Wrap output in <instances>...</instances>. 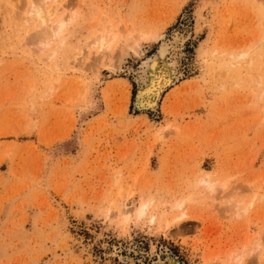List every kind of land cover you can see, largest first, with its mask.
<instances>
[{"label":"rangeland","instance_id":"1","mask_svg":"<svg viewBox=\"0 0 264 264\" xmlns=\"http://www.w3.org/2000/svg\"><path fill=\"white\" fill-rule=\"evenodd\" d=\"M21 1L0 0V264H153L167 254L179 264H264V85L254 76L264 62L223 71L234 52L254 51L264 0H48L52 20L77 18L64 46L37 54L27 44L37 27L20 22L17 34L11 21L31 3ZM152 30L189 34L181 79L157 112L134 108L131 73L158 40H139L140 53L105 68L128 36ZM101 34L113 40L108 57L93 46ZM48 80L57 87L46 97ZM208 175L227 186L208 194L198 185ZM145 201L150 212L135 219ZM124 204L134 210L127 222Z\"/></svg>","mask_w":264,"mask_h":264},{"label":"bare ground","instance_id":"2","mask_svg":"<svg viewBox=\"0 0 264 264\" xmlns=\"http://www.w3.org/2000/svg\"><path fill=\"white\" fill-rule=\"evenodd\" d=\"M14 1V0H13ZM19 1V0H18ZM23 1V0H22ZM21 1V2H22ZM27 1V0H26ZM11 2V0H10ZM30 2V1H29ZM51 2V0H50ZM20 3V2H19ZM52 3H53V0H52ZM51 3V4H52ZM264 4V1L262 2ZM261 3V4H262ZM22 4V3H21ZM20 4V5H21ZM28 4V3H27ZM54 4V3H53ZM5 5V3L3 4ZM19 5V4H18ZM17 5V6H18ZM55 5V4H54ZM24 7V5H23ZM2 8V6H1ZM7 8V7H6ZM16 9H14V11H17V7L15 6ZM53 5L52 6H49L48 5V0H34L32 1L31 0V3L28 5V8H26V13H24V17L23 14H18L20 18H16V16H18L17 14H14V12L11 14L13 16V19L11 17V21H15L17 27L15 28H18L16 29L15 31H22V28L20 26V22H23L24 26L29 28V26L31 27H37V30L36 32L34 33V35L32 37L29 38L30 43H28L27 41V44H29V47L32 48L33 47V44L36 45V50H35V47H33L31 50H32V53H33V50H35V54H37V51L39 53H41V51L43 52V49L46 47L48 48L49 45H51V43L57 41V40H60V43L63 45L64 43V34L66 35V27L71 24L73 21L76 20L77 18V14L73 13L69 18H64L63 16L61 18H58L56 20H52V18L54 17V15L56 14V10H53ZM66 8V7H65ZM22 8H19L18 10H20ZM68 9V8H67ZM240 9V8H239ZM60 10V8H59ZM69 10V9H68ZM55 11V12H54ZM258 11V10H257ZM262 19H261V23L257 24L260 25L261 27H257L256 29L258 30V32L260 31L259 29H261V38L259 40V42H257V45H253L251 48L254 49L253 50H246V51H240L236 54H232V60H229L227 63H224L225 67L224 69L226 70H223L225 71L226 74H228L227 72H229V70L231 68H236V70L238 71V73L240 72V66H247L248 68L252 69L251 68V64L253 63L254 61V57L255 56H258V59L259 57H261V61L264 62V10H262ZM66 12V11H65ZM68 12V11H67ZM17 13V12H16ZM69 13V12H68ZM72 13V12H71ZM70 13V14H71ZM248 13V12H247ZM254 13V12H253ZM10 16V15H9ZM258 16V15H257ZM56 18V17H55ZM261 18V17H260ZM257 17H256V21H257ZM259 21V20H258ZM11 24H13L12 22H10ZM18 23V24H17ZM10 24V25H11ZM27 25V26H26ZM13 26V25H12ZM12 26H9L11 27L12 29ZM14 27V26H13ZM24 27V29H26ZM31 27V29H32ZM13 28V29H15ZM9 29V28H8ZM13 31V30H12ZM26 32V30H25ZM24 32V34H25ZM29 32V30H28ZM255 32V31H254ZM121 33V32H120ZM119 33V34H120ZM18 34V32H17ZM16 34V35H17ZM20 34V32H19ZM137 34V35H135ZM255 34H259V33H255ZM110 35V34H109ZM108 35V36H109ZM134 35L132 38H131V35L127 37L126 40H128L129 38L131 39L130 41H132L131 44L130 41L129 43L127 42V50H119L120 52H117V55L114 56L116 58H114L115 60L117 61V64L116 62L113 64V63H110V64H107L105 65L106 67L105 68H109V70L111 71H114L116 72L115 70H118V68H120L121 66H123L124 64V60L126 58V56L128 55V51L131 50L132 53H134L135 55L140 53V45L138 44V42L140 43L141 42H146V43H151L153 42L154 40H158V46L155 50V52L152 54V56H150L149 58H147L145 60V62L143 64L140 65V67L137 69V71H133L131 73V77L135 83V96H134V100H133V105H134V108L139 110V111H142V110H150V111H156L158 105H159V101H160V98L163 94V92L168 88V87H171L172 85H174L178 80L179 78L182 76V73L180 71V61H181V58H182V53H183V48L185 46V43L186 41L189 39V34L187 32H185L184 30H175L173 31L170 36L168 38H165L163 36V34H159V33H156L154 32L153 30L152 31H142V32H138V33H134L132 34ZM256 35V36H257ZM26 36V34H25ZM28 36V35H27ZM26 36V37H27ZM121 36V34H120ZM136 36V37H135ZM259 36V35H258ZM25 37V38H26ZM110 37V36H109ZM135 37L136 41L133 39ZM253 38V37H252ZM118 41H121L118 37ZM95 40V39H94ZM110 40V39H109ZM140 40V41H139ZM246 40V39H245ZM11 41V40H10ZM112 38H111V41H106V35L105 34H101L97 39H96V45L97 47H95V43H93V46L94 48L98 49V53H99V57H101V55H107L108 57V52L110 51V48H111V45H112ZM258 41V39L256 40ZM255 41V42H256ZM95 42V41H94ZM248 42V41H247ZM254 42V43H255ZM11 43V42H10ZM59 43L60 46H62L61 44ZM119 43V42H118ZM227 43V42H226ZM26 44V45H27ZM233 44V43H232ZM256 44V43H255ZM21 45V44H20ZM23 45V44H22ZM32 45V47L30 46ZM55 45V44H54ZM119 45V44H117ZM38 46V47H37ZM52 46V45H51ZM64 46V45H63ZM90 46V45H89ZM92 46V45H91ZM92 46V47H93ZM142 46V45H141ZM145 46V45H144ZM233 46V45H232ZM119 47V46H118ZM117 47V48H118ZM255 47V48H254ZM38 48V49H37ZM53 48V47H52ZM58 48V47H57ZM93 48V49H94ZM249 48V46H248ZM247 48V49H248ZM112 49V48H111ZM245 49V48H244ZM243 49V50H244ZM117 50V49H116ZM57 51V50H56ZM228 51V50H227ZM55 51H53L49 56H48V60L49 61H53L54 60V56L55 54H57L58 52H56L54 54ZM216 52V51H215ZM215 52H214V55H215ZM38 53V54H39ZM142 53V52H141ZM263 53V54H262ZM36 56V55H35ZM47 56V55H46ZM113 56V57H114ZM118 56V58H117ZM219 56V55H218ZM221 56V55H220ZM230 56V54H229ZM37 57V56H36ZM98 57V58H99ZM110 54H109V58H110ZM213 57V56H212ZM226 57V56H225ZM216 58V57H215ZM218 58V57H217ZM230 58V57H229ZM44 59V58H42ZM107 59V58H105ZM104 59V60H105ZM112 59V57L110 58ZM212 59V58H211ZM226 59V58H225ZM260 59L258 61H260ZM109 61V59H107ZM113 60V59H112ZM213 60L215 61L216 59H214L213 57ZM82 62V60L79 58L77 59H74V65H80ZM216 62L219 63V60H217ZM221 62H222V59H221ZM214 63V62H213ZM212 63V64H213ZM259 64V63H258ZM52 65V64H51ZM214 65V64H213ZM108 66V67H107ZM221 66V65H219ZM239 66V69H237ZM262 66V65H261ZM260 67V66H259ZM263 68H264V65H263ZM53 69H57L56 66L53 67ZM127 69V68H126ZM221 69V68H220ZM49 70V69H48ZM120 70V69H119ZM232 70V69H231ZM257 70V69H256ZM122 71V70H121ZM120 71V72H121ZM127 71V70H126ZM132 71V70H131ZM130 71V72H131ZM215 71V70H214ZM213 71V72H214ZM222 71V72H223ZM246 71V70H245ZM231 72V71H230ZM247 72V71H246ZM261 72V71H260ZM60 73V72H59ZM235 73V72H234ZM220 74V73H219ZM248 74V73H247ZM235 75V74H234ZM257 75V76H255ZM48 76V75H47ZM57 80L59 78V75H57ZM223 76H226V75H223ZM233 76V75H232ZM254 76L257 77L256 78V82L255 84H257V87L258 86H263L264 85V80H262V77L264 75H258V74H255L254 73ZM49 77V76H48ZM228 78V77H227ZM230 78V76H229ZM233 77H231L232 79ZM181 79V78H180ZM243 79V78H242ZM258 79V80H257ZM235 80V79H234ZM239 80V78H238ZM237 80L236 78V82H235V85L239 84L240 82ZM224 81V80H223ZM221 83V81H220ZM223 83V82H222ZM225 83V82H224ZM33 84V83H32ZM48 84V85H47ZM47 89H46V93H44V95L46 96L49 92H51L52 90L56 89L55 87H57V82L55 81H52V80H48L47 81ZM229 84V83H228ZM233 84V83H232ZM221 85V84H219ZM229 86V85H228ZM234 86V85H233ZM229 88V87H228ZM227 89V88H226ZM263 89V88H262ZM221 90V89H220ZM261 90V89H260ZM49 91V92H48ZM43 95V96H44ZM42 96V95H41ZM49 96V95H48ZM262 96H264V89H263V92H262ZM40 97V96H39ZM47 97V96H46ZM248 98V97H247ZM125 99V98H124ZM203 99V98H202ZM33 100V98H32ZM246 100V99H245ZM31 101V100H30ZM34 102V101H33ZM239 102V101H238ZM32 103V102H31ZM157 112V111H156ZM261 111L259 110V113ZM258 113V114H259ZM264 114V113H263ZM261 117V116H260ZM263 117V116H262ZM258 119H260L258 117ZM253 120V119H252ZM261 120V119H260ZM252 122V121H251ZM168 130V129H167ZM175 131V130H174ZM155 132V131H154ZM163 130L160 129V130H157L156 131V136L155 138H160V136L163 134ZM158 140V139H157ZM157 142V141H156ZM155 143V142H154ZM193 157V156H192ZM227 170V169H226ZM139 177V176H138ZM117 178V177H116ZM137 178V177H136ZM111 179V178H110ZM118 179V178H117ZM116 179V180H117ZM135 179V178H134ZM113 180V179H112ZM115 180V179H114ZM226 181V180H225ZM116 182V181H114ZM228 182V181H227ZM227 182H223L221 184H219V181L217 183V181L215 180H212L210 178V176H206L204 178H201L199 180V183L198 185H202L205 192H207L208 194L210 195H213V193L215 192V190L217 189V187H220V188H225L227 186ZM196 183V182H195ZM196 185V184H195ZM252 185V184H251ZM202 188V190H203ZM220 192V191H219ZM234 192V191H233ZM117 193V192H116ZM200 196V195H199ZM217 196V195H216ZM227 197V196H226ZM229 197V196H228ZM255 197V196H254ZM196 198V197H195ZM223 198V197H222ZM233 198V197H232ZM232 201V199H231ZM256 201V200H255ZM147 202V203H146ZM150 202V201H149ZM257 202V201H256ZM184 204H185V201H181V202H178L176 203L175 205V208L177 210H180L181 214L180 216L177 218V220H182L184 217H186L185 215V212H184ZM243 204V203H242ZM242 204L241 203H237V204H234L232 205L237 212H239V214L241 213L240 210H242L243 208V211H247L248 208L246 206L242 207ZM149 206H150V203H148V201H145L142 202V204L139 205V207L135 210V216H133V208H130V207H127L125 204L123 206V210H120V212L122 213V216L124 217V221L127 222L131 216L135 217V219H141L142 217L148 215V212L149 211ZM251 208V207H250ZM231 209V208H229ZM115 213V212H114ZM120 213V214H121ZM109 214V213H108ZM132 214V215H131ZM237 214V213H236ZM149 217V222L150 223H155L157 218L155 215L153 214H150ZM161 218V217H160ZM159 218V219H160ZM234 218V217H233ZM134 219V218H133ZM242 219V218H241ZM131 220V219H130ZM177 222V221H176ZM241 223V222H240ZM245 225V223H244ZM239 227V226H238ZM243 229V228H242ZM260 231V229H259ZM262 231V230H261ZM260 231V232H261ZM246 232V231H245ZM259 232V233H260ZM233 235V234H232ZM261 235V234H260ZM249 236V235H248ZM239 238V237H238ZM259 240V239H258ZM249 244V243H248ZM258 246H262L263 244H261V242H258L257 243ZM248 246V245H247ZM257 246V247H258ZM249 247V246H248ZM154 248V247H152ZM151 248V249H152ZM225 249V248H224ZM154 250V249H153ZM252 250V249H251ZM238 251V250H237ZM210 253V252H209ZM239 253V251H238ZM237 253V254H238ZM228 254V252H227ZM208 255V254H207ZM230 257V256H229ZM215 258V257H214ZM236 262L239 261L240 262V255H238L237 257L235 256L234 257ZM232 258V259H234ZM264 258V257H263ZM250 259V258H248ZM216 260V259H215ZM220 260V259H219ZM217 261V260H216ZM235 262V261H234ZM234 262H232L233 264H235ZM228 263V262H227ZM153 264H179L177 262V260L167 254L165 256V258H157ZM231 264V263H229ZM236 264H239L238 262Z\"/></svg>","mask_w":264,"mask_h":264},{"label":"water","instance_id":"3","mask_svg":"<svg viewBox=\"0 0 264 264\" xmlns=\"http://www.w3.org/2000/svg\"><path fill=\"white\" fill-rule=\"evenodd\" d=\"M144 264V263H143ZM149 264H152V262H150Z\"/></svg>","mask_w":264,"mask_h":264},{"label":"crops","instance_id":"4","mask_svg":"<svg viewBox=\"0 0 264 264\" xmlns=\"http://www.w3.org/2000/svg\"><path fill=\"white\" fill-rule=\"evenodd\" d=\"M131 1V0H128V2Z\"/></svg>","mask_w":264,"mask_h":264}]
</instances>
